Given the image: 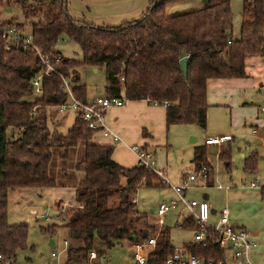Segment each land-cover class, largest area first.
Segmentation results:
<instances>
[{"label": "trees", "instance_id": "1", "mask_svg": "<svg viewBox=\"0 0 264 264\" xmlns=\"http://www.w3.org/2000/svg\"><path fill=\"white\" fill-rule=\"evenodd\" d=\"M179 1L182 0H151L138 18L110 26L71 17L64 0H0V6L20 7L28 22L31 43L54 68L41 75L42 92L31 99L34 93L29 79L39 70V56L31 46L5 49L0 36L1 262L18 264L16 253L26 247V224L6 220L8 190L57 185L49 174L50 159H66L79 141L83 143L82 157L73 167L82 176L74 184L73 199L81 206L71 208L65 223L59 225L66 227L69 238L81 245L67 247V256L81 253L86 261L94 238L106 246L120 241L132 246L156 228L146 225V216L135 208L133 196L141 185L165 184L136 163L130 167L117 163L111 157L113 146L90 141L94 131L79 116L65 131H60L48 126L45 111L67 98L59 74L67 78L75 98L87 100L75 68L88 65L104 69L103 96L145 99L164 106L166 125L193 122L204 127L207 80L246 77V58L260 56L264 61V0L242 1L237 38L231 37L229 0H206L198 8L168 13L166 6ZM5 24L12 23L0 20V25ZM64 38L76 45L79 58L64 56L54 49L57 41ZM183 57L187 59L185 73L180 67ZM31 106L35 107V114L30 113ZM205 155V145L193 146L192 171L205 166L210 173ZM255 164L256 156L251 154L244 158L243 169L253 171ZM260 194L264 196V186L260 187ZM54 226L49 223L40 226V230L48 233ZM178 226L199 228L190 215L184 216ZM183 247L201 257L216 256L220 251L211 239L204 244L187 241ZM173 249L169 227L160 225L155 243L147 252L146 264H161Z\"/></svg>", "mask_w": 264, "mask_h": 264}, {"label": "rangeland", "instance_id": "2", "mask_svg": "<svg viewBox=\"0 0 264 264\" xmlns=\"http://www.w3.org/2000/svg\"><path fill=\"white\" fill-rule=\"evenodd\" d=\"M242 1L229 0L232 12V38H237L239 35ZM202 4V0H182L168 4L166 10L168 13H177L198 8ZM0 19L28 27V22L23 18L18 5L0 6ZM56 46L61 49L59 51L62 52V55L79 58V51L71 40L67 38L58 40ZM262 61V57H253L246 61L247 77L209 82L206 87L208 106L205 126L202 128L193 122L171 123L165 130V141L160 138L159 146L154 147L156 149V153H153L154 160H157L156 162L162 166L161 169L169 183L174 184L187 172H190L189 159L192 144H202L206 137L218 135L230 137L229 141L221 142L215 146L213 152H207L205 155L206 161L212 169V184L188 190V197L196 199H199L201 194H206L207 203L215 210L227 207L224 202V187H237L255 179L257 193L260 191V187L264 186V143L256 142L251 133V129L255 127L264 137V115L258 109L260 105L264 104ZM75 69L80 82L85 86L88 98L103 96V67H96L93 70V67L81 65ZM35 96L37 95L33 94L30 98ZM69 112V109L59 112L56 107L46 109L45 119L48 126L65 131L71 125V123L67 125V113ZM82 146V141L77 142L66 159L54 156L50 159L49 174L57 181V185L44 188L20 187L8 190L6 220L9 223H24L27 228L26 247L16 253L15 260L18 264L27 262L42 264L51 249L62 248L63 238L67 242L70 241L66 227L55 223L56 226L50 227L48 233H44L40 230V226H46L52 222L55 207L59 202L73 198L74 184L82 176V172L75 169L73 163L82 157ZM150 150L153 152V149ZM222 153H225V158ZM251 154L256 156L255 170L246 172L243 169L244 158ZM180 172L183 174L179 177ZM216 185H219L220 188H217ZM170 195L171 191L167 185L162 187L141 185L137 188L134 194L135 208L141 214H145L149 220H146V225L157 226L151 222L157 218L156 205L161 201H166ZM232 202L237 204L239 200L236 197ZM41 213L48 214L49 218L39 217ZM209 221L213 223L211 219ZM162 222L169 227L170 241L174 246L179 245L182 239L191 234L190 230L182 229L176 225L175 216L170 212H167V215L162 218ZM48 239L53 240L54 248H50ZM92 247L97 253L100 250L104 255V261L100 264H135L131 256V245H128L126 241L106 246L103 242L95 240Z\"/></svg>", "mask_w": 264, "mask_h": 264}, {"label": "built area", "instance_id": "3", "mask_svg": "<svg viewBox=\"0 0 264 264\" xmlns=\"http://www.w3.org/2000/svg\"><path fill=\"white\" fill-rule=\"evenodd\" d=\"M0 36L4 39L5 49L31 46L36 50L40 60V67L30 77L29 81L32 85L33 93L40 94L42 92L40 84L41 75L49 71H54V68L50 65L47 58L40 54L31 43L30 33H23V31L19 30L13 24H5L0 25ZM262 48L264 49V42ZM59 76L61 86L67 93V98L64 102L57 105V111L61 112L69 109L72 112L73 118L79 116L85 122L86 126L94 132L98 131L103 136L109 137L112 141H120L119 135L105 125L104 111L109 106L122 104L123 100L116 96H94L86 101H81L72 95L67 78L60 74ZM258 109L264 112V104L260 105ZM30 113L35 114L34 106H31ZM251 132L256 133V128H252ZM228 139V135L206 137L203 139V144L216 145ZM262 141L264 142V139ZM128 147L135 155L136 164L152 171L160 182L170 187L174 194L168 201H161L156 205L155 214L162 217L167 212L181 210L180 212L184 213L185 216L190 215L199 224V228L192 230V242H201L204 244L207 240L211 239L220 248L216 256L208 255L201 257L189 253L183 247H174L173 251L162 260L161 264H251L248 258V252L255 242L250 238L245 229L236 227L230 223L227 207L220 209L217 220L214 223H210L208 221V203L204 199L187 198L184 194L186 189L204 184L208 176L205 166L186 173L177 183L171 184L165 177L162 169L155 165L154 156L149 149L134 144ZM248 185L257 186V183L252 180ZM80 206L73 198L64 199L56 205L52 221L58 224L65 223L67 212L71 208ZM39 217L48 219L49 215L41 213ZM159 226L157 225L154 230H149L148 234L143 235L138 242L132 244V258L135 264H146L147 252L155 243ZM207 229H210L209 233H207ZM62 244L63 248L60 250L51 249L42 264H70L63 263L59 259V253L66 247V240H63ZM145 247L146 249L144 250ZM95 256L96 252L93 249H89L86 254L87 259L82 264H93L92 259ZM0 264L9 263L7 261H0Z\"/></svg>", "mask_w": 264, "mask_h": 264}, {"label": "crops", "instance_id": "4", "mask_svg": "<svg viewBox=\"0 0 264 264\" xmlns=\"http://www.w3.org/2000/svg\"><path fill=\"white\" fill-rule=\"evenodd\" d=\"M64 1H65L66 10L68 14L71 15V17L84 19L97 25L111 26V25H118L122 22L130 21L138 18L144 12L145 8L147 7L148 3L151 0H64ZM12 24L14 23L12 22ZM17 28L23 31V33L29 32V27L20 26ZM54 49L58 51L61 50L56 45L54 46ZM60 53L62 54V52ZM253 57L257 58L260 56H251L246 58L245 66H246V61ZM262 63H263V75H264V61H262ZM230 78H242V77H230ZM230 78L208 79L206 83V87L207 84L211 81L227 80ZM91 98L92 97L89 98L87 97V99H91ZM205 100H206V94H205ZM262 114L264 115V112H262ZM67 116H68L67 118L68 121L67 125H68L73 120L72 112L70 111L69 113H67ZM104 122L109 129H111L112 131H114L116 134L119 135L121 140L112 141L109 137L103 136L100 132L95 131L92 133L90 137V141L96 143H102V144H111L113 146L111 157L117 163H119L124 167H130L136 163L135 155L129 149L128 147L129 145L132 144L141 145V146L143 145L145 146V148L149 150L153 149V152L150 150L152 154L156 153V149H154V147L156 148L157 146H159L158 143L160 141V138H163L165 141V130L167 129L168 126L165 124L164 106L160 104L149 103L145 99L125 100L120 105H112L107 107L104 111ZM58 130L60 129L58 128ZM252 134L254 135L256 142L264 143L262 141L264 137L260 135L258 130L256 133H252ZM229 140L230 137L225 142ZM218 144H221V142ZM194 145L196 144H192L191 146V155H192V148ZM216 145H214V148ZM205 146L207 147L210 145H205ZM190 159H189V163L191 164ZM156 161H155V165H157V167L162 168V166ZM190 168L191 169L189 170L191 172L193 168L192 164ZM182 174L183 173L180 172L179 177ZM208 175L209 176L206 179V181H208L210 183L209 185H211L212 169ZM206 181L202 186L196 185L194 187L186 189L184 192L185 196L187 198H192V197H188V190L190 189L193 190V188L196 187L209 186L205 184ZM254 181L257 183L256 179ZM248 184L239 185L237 187L236 186L224 187L223 188L224 202L228 209V218L230 223H232L236 227H241L245 229V231L248 233L250 238L255 242V244L249 249L248 252L249 261L251 262V264H264V196H262L259 193L260 191L258 193L257 191H255L257 190V186H249ZM216 187L220 188V186L217 185ZM252 189L254 190L252 191ZM170 191H171V195L168 199L174 196L171 189ZM236 197L239 200V203L234 204L232 201ZM133 199L135 202V198ZM199 199H204L207 202L206 194H201V197ZM180 211L181 210L170 211V213H172V215L175 216V223L177 226L180 220L185 216L184 213ZM218 212L219 210H215L213 207L209 206L208 221L209 219H211V221L214 223L217 220ZM166 215L162 217L156 215L157 218L151 222L157 224L158 226L164 225L162 222V218H164ZM146 220L149 221L147 218ZM51 223H55V222L52 221ZM190 231L192 234V230ZM191 234L185 239H182L179 245L174 246L172 243L171 244L175 248H182L184 242L191 241ZM63 240L66 239L63 238ZM95 240L99 242L97 238H94L93 243ZM48 243L50 248H54L53 246L54 242L52 239H48ZM110 244H113V242H111ZM80 245L81 243L78 240H74L71 238L70 241L68 242L66 240L65 249L59 253L60 261H62L63 263H70V264L84 263L85 261L81 257V253H73V254L71 253L70 256H67L66 254L67 247L69 246L79 247ZM62 248H63V244H62ZM60 249H56V250H60ZM90 249H93V247H91ZM131 256H132V251H131ZM102 261H104V255H102V251L98 250V253L96 252L95 258L92 259V262L93 264H100L102 263Z\"/></svg>", "mask_w": 264, "mask_h": 264}, {"label": "water", "instance_id": "5", "mask_svg": "<svg viewBox=\"0 0 264 264\" xmlns=\"http://www.w3.org/2000/svg\"><path fill=\"white\" fill-rule=\"evenodd\" d=\"M203 3L206 2V0H202ZM186 58L183 57L180 59V67H181V70H182V73H185L186 72ZM93 70H95V67H93ZM214 145H210V146H207L206 147V151L207 152H213L214 151ZM51 242V241H50Z\"/></svg>", "mask_w": 264, "mask_h": 264}]
</instances>
